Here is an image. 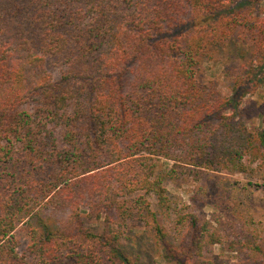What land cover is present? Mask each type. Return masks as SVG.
<instances>
[{"label":"trees","instance_id":"obj_1","mask_svg":"<svg viewBox=\"0 0 264 264\" xmlns=\"http://www.w3.org/2000/svg\"><path fill=\"white\" fill-rule=\"evenodd\" d=\"M263 1L0 0V264H138L120 248L132 221L177 264H264L258 235L234 221L220 234L191 211L179 212L173 245L139 193L171 209L165 174L264 168V128L238 112L264 83ZM235 40L251 53L227 66L226 96L198 71ZM160 158L172 162L164 171ZM217 243L256 258L219 262Z\"/></svg>","mask_w":264,"mask_h":264},{"label":"rangeland","instance_id":"obj_2","mask_svg":"<svg viewBox=\"0 0 264 264\" xmlns=\"http://www.w3.org/2000/svg\"><path fill=\"white\" fill-rule=\"evenodd\" d=\"M261 6H264V1L261 2ZM250 53L249 45L236 40L230 42L218 52L215 60L203 59L198 71L199 79L217 81L223 94L231 96L233 79L226 74V68L247 61ZM261 75L262 73L259 77ZM230 112L232 111L229 110ZM238 112L244 114L250 128L254 130L264 128V83L257 84L255 90L245 94ZM157 162L161 171L169 168L172 163L164 158L157 159ZM164 177V185L172 202L171 209L160 207L155 193L146 191L139 193L145 195L151 202L173 245L179 246L182 234L177 223L179 212L191 211L211 220L213 229L220 234H225L228 222H237L258 235V243L264 247V168L252 176L245 173L209 172L200 180H195L192 176L178 180H173L166 174ZM82 218L86 226L93 231L98 233L104 231L103 220H90L84 211ZM114 228L118 230L117 227ZM120 229L122 233L120 248L132 255L138 264H177L165 258L162 245L157 241L155 232L149 225L142 221H132ZM15 234L22 250L30 240L27 223H20ZM210 253L219 262L237 263L242 258H256L252 252L245 255L232 252L225 243L212 245Z\"/></svg>","mask_w":264,"mask_h":264}]
</instances>
